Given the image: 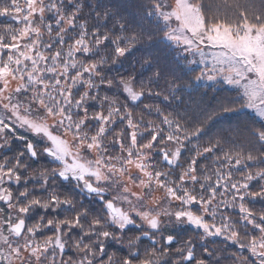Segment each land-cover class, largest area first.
<instances>
[{
  "label": "snow or ice",
  "instance_id": "snow-or-ice-1",
  "mask_svg": "<svg viewBox=\"0 0 264 264\" xmlns=\"http://www.w3.org/2000/svg\"><path fill=\"white\" fill-rule=\"evenodd\" d=\"M221 6L0 0V264H264V0Z\"/></svg>",
  "mask_w": 264,
  "mask_h": 264
},
{
  "label": "trees",
  "instance_id": "trees-1",
  "mask_svg": "<svg viewBox=\"0 0 264 264\" xmlns=\"http://www.w3.org/2000/svg\"><path fill=\"white\" fill-rule=\"evenodd\" d=\"M232 3V0H230ZM122 5L126 8L125 15H127L130 19V21L135 25L139 21V17H137V5L139 3V0H121ZM206 3H208L209 8L217 3H222V0H206ZM228 3V0H227ZM211 5V6H210ZM147 24V22H145ZM154 54L162 61L167 62L172 59V52L170 49L165 48L163 45L154 48L153 49ZM142 53H137L136 58H139ZM176 55H179V53H176ZM133 62H135V59H133ZM201 91H208V87L206 85H203L201 82ZM214 93L208 92L209 96V102H211V97ZM227 95H230L232 97L236 96V93L234 91H229ZM198 98V97H197ZM254 118V114L251 112V110H248L245 112H238V113H229L226 116H223L221 118V126L222 127H229V126H235L237 124H241L243 122L248 121L249 119ZM119 246V245H116ZM118 248V247H115Z\"/></svg>",
  "mask_w": 264,
  "mask_h": 264
},
{
  "label": "rangeland",
  "instance_id": "rangeland-1",
  "mask_svg": "<svg viewBox=\"0 0 264 264\" xmlns=\"http://www.w3.org/2000/svg\"><path fill=\"white\" fill-rule=\"evenodd\" d=\"M231 4H232L231 1L228 0V3H227L228 7H227V8L222 7V6H221L222 3H217V4L213 5V6L210 5V6H211L210 9H212L213 11H215V10L217 9L218 6H221V7H220V10H221V11H227V12H230V11H231ZM202 84L207 86L208 82H202ZM115 247H119V246L114 245V246H113V250L116 249Z\"/></svg>",
  "mask_w": 264,
  "mask_h": 264
}]
</instances>
